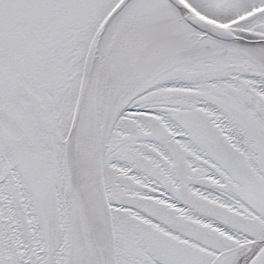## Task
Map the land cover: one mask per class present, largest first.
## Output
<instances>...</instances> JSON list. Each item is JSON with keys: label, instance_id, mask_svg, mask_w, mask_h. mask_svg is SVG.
Here are the masks:
<instances>
[{"label": "snow or ice", "instance_id": "6c2138e0", "mask_svg": "<svg viewBox=\"0 0 264 264\" xmlns=\"http://www.w3.org/2000/svg\"><path fill=\"white\" fill-rule=\"evenodd\" d=\"M0 264H264V0H0Z\"/></svg>", "mask_w": 264, "mask_h": 264}]
</instances>
